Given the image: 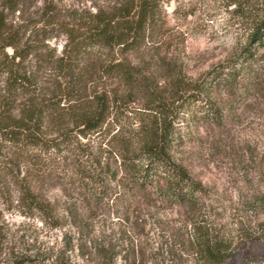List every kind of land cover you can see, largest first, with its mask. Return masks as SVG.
Returning a JSON list of instances; mask_svg holds the SVG:
<instances>
[{
	"label": "rangeland",
	"instance_id": "1",
	"mask_svg": "<svg viewBox=\"0 0 264 264\" xmlns=\"http://www.w3.org/2000/svg\"><path fill=\"white\" fill-rule=\"evenodd\" d=\"M103 1L61 5L85 8ZM160 1V28L135 61L150 70L156 98L165 102L173 99L174 84L188 93L222 72L205 92L218 112L192 105L176 158L206 189L210 231L233 242L223 264H264V206L252 205L264 198V46L244 73L231 76L264 15V0ZM35 2L31 11L41 5ZM19 16L10 18L20 22ZM31 30L33 25L26 36ZM46 43L59 54L65 36L57 32ZM143 102L137 98L131 107ZM128 117L136 126L134 114ZM30 168L24 161L0 166V264H206L197 253L191 207L171 204L153 188L116 194L115 181L99 193L70 185L60 174L33 179ZM28 185L51 202V217L28 205Z\"/></svg>",
	"mask_w": 264,
	"mask_h": 264
},
{
	"label": "trees",
	"instance_id": "2",
	"mask_svg": "<svg viewBox=\"0 0 264 264\" xmlns=\"http://www.w3.org/2000/svg\"><path fill=\"white\" fill-rule=\"evenodd\" d=\"M35 1L0 0V166L24 161L33 179L60 174L70 185L99 193L112 181L116 194L153 188L171 204L193 209L197 253L206 264H223L233 242L210 231L206 189L176 158L183 117L192 105L218 112L205 92L222 72L209 74L188 93L175 82L173 99L160 101L150 70L134 56L160 28V0H104L85 8L40 0L31 11ZM17 12L20 22L10 18ZM29 25L33 30L26 36ZM57 32L65 36L59 54L46 43ZM263 46L264 15L231 76L244 73ZM137 98L144 102L132 108ZM27 189L28 205L51 217V202ZM252 205L264 206V198Z\"/></svg>",
	"mask_w": 264,
	"mask_h": 264
}]
</instances>
